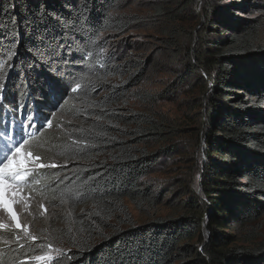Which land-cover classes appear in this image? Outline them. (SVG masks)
I'll use <instances>...</instances> for the list:
<instances>
[{
    "label": "trees",
    "instance_id": "trees-1",
    "mask_svg": "<svg viewBox=\"0 0 264 264\" xmlns=\"http://www.w3.org/2000/svg\"><path fill=\"white\" fill-rule=\"evenodd\" d=\"M201 1L196 6L197 0H48L50 8L78 21L63 38L71 51L62 55L70 63L60 67L81 85L53 112L59 97L45 100L40 89L46 69L29 67L26 51L28 21L41 0H0V49L4 68L16 77L0 107V157L23 123L24 135L32 134V151L57 165L37 172L54 213L34 229L35 241L15 230L0 231V264H37L35 257L50 251L56 255L46 264H264V243L245 230L264 216V6L255 0ZM241 11L256 16L244 20L236 15ZM182 22L189 26L186 32ZM196 23L201 27L192 46ZM142 30H153L158 39L141 41ZM130 32L136 34L132 43L124 38L107 50L104 33ZM182 32L188 37L180 43ZM11 40L19 41V59L9 61ZM184 42L186 48L179 50ZM169 58H182L184 76L195 78L206 101L203 135H198L205 162L196 164L191 179L205 200L189 197L191 211L176 220L127 226L119 223L123 201L145 202L150 194L141 183L153 165L136 147L145 139H161L164 126L145 113L123 115L119 106L141 98L145 82L157 83L163 100L173 98L180 83L167 82ZM60 110L77 123L54 118ZM29 114L36 119L31 128ZM46 116L52 126L42 132ZM120 124L132 129L121 130Z\"/></svg>",
    "mask_w": 264,
    "mask_h": 264
},
{
    "label": "rangeland",
    "instance_id": "rangeland-1",
    "mask_svg": "<svg viewBox=\"0 0 264 264\" xmlns=\"http://www.w3.org/2000/svg\"><path fill=\"white\" fill-rule=\"evenodd\" d=\"M229 1L230 0H223V2L226 3H229ZM238 1L244 2L246 0ZM255 1L264 6V0ZM246 2L250 3V1ZM201 3V0H197L196 6ZM134 7L133 11L144 14L142 7ZM195 14L197 15L196 11ZM236 15L244 20L252 19L256 16V14L248 16V13L242 11ZM261 18L262 28L260 31V43L264 45V14ZM199 22L201 23V20ZM180 25L185 32L189 28L184 22ZM190 26H192V24ZM200 27L201 26L196 23L192 46H194L197 41ZM137 34L141 35L139 36L141 41H146V39L151 40L152 37L157 38L153 30H142L137 32ZM115 35L112 36L106 33L102 35V38L106 40L107 50L119 47L120 44L123 43V40H126L124 38H128L129 41H126L132 43L136 34L130 32L123 37H117ZM186 37L184 32H182L180 43L183 42ZM186 46L187 42L180 44L179 50L186 48ZM153 47L156 48L160 46L157 44ZM167 55H169L168 52ZM183 62L182 58H172L170 64H166L167 82L177 81V83H180L177 87V93L173 98L167 99V101L163 100L159 93V85L155 82H145L146 84H141L142 87L139 92V95L142 96L141 98L130 97L119 106V111L123 115H127L130 112L145 113L149 116H153L157 121H161L160 123L164 126L163 137L161 139L156 140L155 137L149 140L145 139L143 143L136 147V149L143 150L146 153V161H150L153 165L147 169L146 175L143 177L141 183L143 187H148L147 191L150 192V194L145 202H136L133 204L128 201H123L125 214L121 216L122 219L119 221L120 224L124 222L128 224L127 226H144L157 220H176L186 216L187 212L191 211L186 205V201L189 197H193L194 199L199 197L200 201L205 200V196L203 194L200 195L198 186L195 185L194 181L191 183V179L196 169V164L200 162L202 165L205 162L204 141H200L198 135L199 137L203 135L201 132L203 126H200V124L202 125L205 122L204 110H206V101L202 98L200 87L198 88L199 83L195 81V78H187L184 76L186 72H184ZM209 86L210 83H208L207 92ZM207 92L205 94H207ZM64 114H67L65 110H60L55 113L54 118L58 117L59 119L61 116L63 117V120H61L63 123L66 121L69 123H77L76 120H74L75 117L71 115L65 117ZM81 115L82 113H80V116ZM42 125V132L49 130L50 127L46 124L43 123ZM117 127L124 131L132 129L131 126L124 124H120ZM58 131L59 128L53 132L55 133ZM167 141L170 142L167 143ZM169 145H171V147L167 149ZM39 150L42 153L46 152L43 147H40ZM46 160L48 159L45 158L43 160L41 158L42 163H45ZM45 164H50V162ZM39 169L41 168L33 167L31 169L32 174L36 175L38 182L33 180L30 185H27L24 188L23 204H17L13 207V210L18 214V219L22 228H27L29 239L34 236V229L42 227L45 223L44 221H47V218L54 213L52 202L47 200V198L44 197L45 193L40 190L39 184L42 183V179L37 173ZM32 174L26 179L32 180ZM0 223L8 225L7 228H0V231L15 230L24 238V231L22 229L17 230L13 222L2 210H0ZM113 225H116L115 222H113ZM127 226L122 225L121 228L126 229ZM245 230H251L256 233L258 237L255 241L264 243V216L252 226L245 228ZM238 236L241 238V232ZM254 243L256 242L249 244ZM45 255L50 256L52 259L56 254L54 251H50ZM48 261L49 260H36L37 264H46Z\"/></svg>",
    "mask_w": 264,
    "mask_h": 264
},
{
    "label": "snow or ice",
    "instance_id": "snow-or-ice-1",
    "mask_svg": "<svg viewBox=\"0 0 264 264\" xmlns=\"http://www.w3.org/2000/svg\"><path fill=\"white\" fill-rule=\"evenodd\" d=\"M15 7V5H13ZM2 11V9H0ZM78 25L77 20H70L62 11L48 6V0H41L40 4L32 13V19L28 21L29 35L31 42L26 51L30 55L28 66H39L46 69L44 75V83L41 85V93L47 101L49 96L59 97L55 104L52 105L53 112L60 106L63 99L68 92L77 93L81 85L71 71L62 69L61 64H68L70 61L62 55L64 51H71L68 42L64 41V36L68 31H74ZM3 39V37H0ZM9 51L11 55L7 60H12L13 56H18L16 46L19 44L18 40L8 41ZM5 57L3 50L0 49V107H3L8 102V95L12 88L16 87L15 75H10L7 69L4 68ZM15 71L14 65H9ZM74 85V86H73ZM25 85H20L23 89ZM47 89V91H45ZM86 94V93H85ZM28 120V128H31L36 119L32 115H26ZM44 124L48 127L52 126L50 117H44ZM43 126V125H41ZM27 131L24 124H20V132L15 133L10 141H6L3 145L4 153L0 157V210L7 214V217L13 222L17 230L24 231V238H28L27 228H22L18 219V214L13 210L14 205L23 204L24 188L30 185L33 180L38 182L36 175L32 174L31 169L57 167L55 163L45 164L41 162V156L32 151V134L29 132L27 137L24 133ZM8 136V131L4 133ZM15 135L20 136V140L15 139ZM32 174V180L26 179ZM24 182V183H21ZM8 225L0 223V228H7ZM208 233L205 232V236ZM19 240L20 237H17ZM31 239L35 241L37 238L32 236ZM23 247V245H20ZM38 261L50 260V256H37ZM58 264V262H57Z\"/></svg>",
    "mask_w": 264,
    "mask_h": 264
}]
</instances>
